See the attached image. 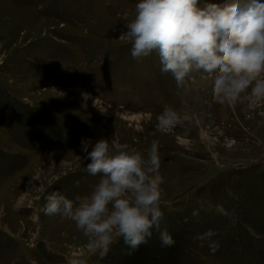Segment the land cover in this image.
I'll return each mask as SVG.
<instances>
[{
  "label": "rangeland",
  "instance_id": "374dc122",
  "mask_svg": "<svg viewBox=\"0 0 264 264\" xmlns=\"http://www.w3.org/2000/svg\"><path fill=\"white\" fill-rule=\"evenodd\" d=\"M136 3L0 0V264H264V104L223 109L197 84L177 89L155 54L133 60L119 37ZM166 106L191 120L160 132ZM89 138L158 141L169 249L154 232L130 254L117 237L101 259L74 222L43 214L51 192L74 200L98 182L77 158ZM209 229L214 255L196 239Z\"/></svg>",
  "mask_w": 264,
  "mask_h": 264
},
{
  "label": "clouds",
  "instance_id": "9594fccd",
  "mask_svg": "<svg viewBox=\"0 0 264 264\" xmlns=\"http://www.w3.org/2000/svg\"><path fill=\"white\" fill-rule=\"evenodd\" d=\"M120 39L127 40L133 60L155 54L159 71L169 74L177 89L197 84L210 100L223 109L238 104L252 108L264 104V0H137L134 18L124 25ZM85 100L89 94L82 93ZM172 107L157 116V129L167 132L185 121ZM158 141L145 152L127 143L101 138L80 142L83 171L99 176L91 190L75 199L59 191L45 197L46 216L70 219L87 240L92 253L101 259L121 238L130 254L147 245L154 232L162 250L173 244L172 234L162 226L161 185L164 177ZM85 161L87 163L85 164ZM79 182L77 181V184ZM221 216L231 214L217 204ZM199 217V209L191 213ZM217 233L209 229L197 235L214 255L220 248ZM70 264H84L72 260Z\"/></svg>",
  "mask_w": 264,
  "mask_h": 264
}]
</instances>
